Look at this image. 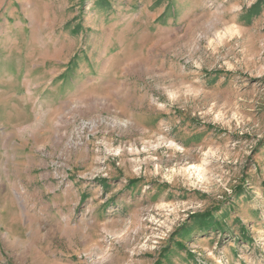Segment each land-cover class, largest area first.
<instances>
[{
    "label": "rangeland",
    "instance_id": "obj_1",
    "mask_svg": "<svg viewBox=\"0 0 264 264\" xmlns=\"http://www.w3.org/2000/svg\"><path fill=\"white\" fill-rule=\"evenodd\" d=\"M0 264H264V0H0Z\"/></svg>",
    "mask_w": 264,
    "mask_h": 264
}]
</instances>
